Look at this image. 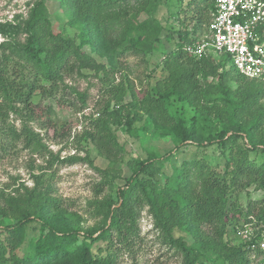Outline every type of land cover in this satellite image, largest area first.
Segmentation results:
<instances>
[{"label":"trees","instance_id":"1","mask_svg":"<svg viewBox=\"0 0 264 264\" xmlns=\"http://www.w3.org/2000/svg\"><path fill=\"white\" fill-rule=\"evenodd\" d=\"M47 1L32 0L26 18L0 22L5 36L0 42V132L6 145L21 141L36 151L44 145L30 126L34 123L59 131L62 139L71 136V127L54 119L52 104L68 87L65 78L82 69L105 70L84 45L105 56L112 69L117 56L151 53L163 27L161 0H61L69 20L63 32H56ZM214 5L215 0H188L191 15L176 17L178 39L163 58V74L141 99L131 90L122 104L124 94L115 93V106L110 109L108 102L95 131L85 134L110 161L114 156L102 147L117 150L110 125L115 124L127 132L161 131L171 137L173 151L189 144L215 145L222 165L204 158L177 163L173 151L136 156L115 199L107 194L91 202L101 220L88 228L76 226V213L50 193V184L42 185L40 176L33 175L31 188L21 184L14 194L0 191V264H118L120 253L129 251L140 235L138 220L145 206L163 241L180 253V264H258L253 255L259 251L251 244L259 235L241 241L235 230L264 231V198L249 199L245 206L238 199L249 186L264 192V83L232 76L219 53L195 58L184 49L206 33ZM79 97L85 103L86 95ZM175 102L192 108V115L183 109L171 112ZM10 113L20 119L19 130ZM111 170L99 169L100 185L109 189L116 176ZM97 242L105 247H94Z\"/></svg>","mask_w":264,"mask_h":264},{"label":"rangeland","instance_id":"2","mask_svg":"<svg viewBox=\"0 0 264 264\" xmlns=\"http://www.w3.org/2000/svg\"><path fill=\"white\" fill-rule=\"evenodd\" d=\"M31 1L0 0V22L26 18ZM187 3L188 0H161L159 19L163 27L159 34L160 38L154 45L153 51L144 57L117 56L115 67L109 69L112 63L105 56L94 51L89 45L82 47L97 63L103 64L105 70L88 68L82 69L81 74L71 73L64 81L68 87H64L58 94L60 102L52 101L55 110L54 119L59 123L65 122L68 127H71L70 138L62 139L59 131L54 134L53 130L47 131L34 123L30 126L39 133L44 145L36 151L30 147L24 148L21 141L6 145L4 142L7 138H4L0 132V191L14 194L21 184L31 188L34 186L33 175L40 176L42 185L50 184V193L58 197L68 211L76 213L77 219H74L76 226L88 228L101 220V216L96 212V205L91 202L101 200L107 194L115 199L116 189L123 186L126 178L130 176L133 159L136 156L146 158L151 152L164 155L173 151L171 137L162 134L161 131L149 128L139 133L135 129L127 132L122 125L117 127L115 124H110L119 144L117 150H109V146L102 147L104 153L114 156L110 161L100 153L99 145L90 140L85 131H95L93 127L96 125L95 121L102 115L108 102H110V109L115 106V93L124 94L122 104L129 101L128 95L131 90L138 99L146 96L155 80L163 74V58L171 51L173 43L178 39L175 30L179 28V22L176 17L183 18L191 15L187 12L190 8ZM46 4L54 31L63 32L69 18L67 11L61 5V0H48ZM141 17L144 15L142 14ZM189 29L192 28L189 27ZM4 37L0 34V42ZM219 54L223 55L230 74L236 76L238 71L231 58L226 53ZM231 84L234 86V81H231ZM81 93L86 95L85 103L79 99ZM177 109H183L187 117H190L193 112L192 108L175 102L170 111L174 112ZM9 119L19 130L20 119L11 113ZM139 124L141 123L137 122L136 126ZM173 153L177 163L191 158H204L215 165L223 163L220 151L215 145L201 148L189 144ZM68 157L76 159L69 162L66 160ZM256 157L259 161L261 160L260 155ZM105 168H109L111 172H113L111 169H115L116 176L111 189L105 184L100 185L102 177L99 169ZM99 189L103 190L99 192ZM262 198H264V192L254 189L253 186L238 193L239 202L243 206L249 199ZM138 227L139 237L129 251L120 253L118 264H180V253L163 241V234L154 228L152 217L146 206L141 209ZM33 233L36 234L37 230H31V236L34 235ZM237 241L233 240L235 243ZM24 246L25 244L23 248ZM94 247L102 249L105 243L97 242ZM23 248L18 250L19 253Z\"/></svg>","mask_w":264,"mask_h":264},{"label":"built area","instance_id":"3","mask_svg":"<svg viewBox=\"0 0 264 264\" xmlns=\"http://www.w3.org/2000/svg\"><path fill=\"white\" fill-rule=\"evenodd\" d=\"M184 49L195 58L226 53L239 74L264 83V0H215L207 31ZM257 229V228H256ZM251 244L258 264H264V231L237 226L235 236Z\"/></svg>","mask_w":264,"mask_h":264}]
</instances>
